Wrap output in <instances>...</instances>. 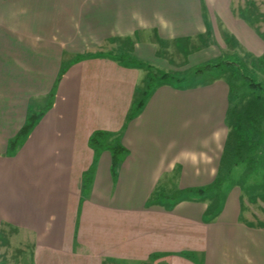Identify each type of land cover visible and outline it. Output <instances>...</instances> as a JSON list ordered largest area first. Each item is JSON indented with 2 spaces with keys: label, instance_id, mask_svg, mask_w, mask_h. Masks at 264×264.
I'll use <instances>...</instances> for the list:
<instances>
[{
  "label": "crops",
  "instance_id": "0c3cea01",
  "mask_svg": "<svg viewBox=\"0 0 264 264\" xmlns=\"http://www.w3.org/2000/svg\"><path fill=\"white\" fill-rule=\"evenodd\" d=\"M241 3L0 0V233L27 236L33 264H264V225L240 221V191L208 223L206 201L177 200L216 178L231 107L224 77L161 84L126 121L144 74L107 55L124 40L145 63L217 29L260 55L264 0ZM194 52L187 57L197 64L219 57ZM44 108L8 154L26 118ZM97 131L118 135L126 150L115 175L108 150L89 146ZM157 196L166 202L147 205Z\"/></svg>",
  "mask_w": 264,
  "mask_h": 264
},
{
  "label": "rangeland",
  "instance_id": "374dc122",
  "mask_svg": "<svg viewBox=\"0 0 264 264\" xmlns=\"http://www.w3.org/2000/svg\"><path fill=\"white\" fill-rule=\"evenodd\" d=\"M241 2L242 0H240V3ZM259 9L263 11L264 6H260ZM242 17L246 16L242 14ZM261 31L264 34V24ZM214 37L215 38H205V40L200 41L196 40L193 43L194 45H187L186 43L181 42L178 44L177 49L173 43L168 44L170 45L169 49L172 51H169L167 48V54H164L163 49L159 48V52L155 58L157 61H162V68L158 66V64H155V58L143 59V61L154 65L152 68L158 73L170 74L172 77L171 83L179 86H194L206 83L214 77L227 76L222 75V69H205V66L222 62H230L233 67L239 70L238 74L249 79L250 82L259 84L264 88V45L260 55L252 56L248 55L242 47L233 41L230 43L228 40L223 38L222 32L218 29L215 31ZM208 45L210 46L209 48L206 47ZM114 46H110V48L116 49L117 47H121V49L112 50V53L107 54L108 56L115 58L122 64L132 65V63H135V60L130 57L131 55H129L128 50L126 49V47L129 46L126 41H117ZM209 49L219 52V57H215V59L207 60L198 64L192 60L193 56L187 57V53L189 51L193 52L197 50L198 54H196L197 52H194V56H201L206 54L205 51H208ZM176 50L183 51L185 53L181 54ZM142 74L145 76L146 71L142 70ZM240 75L235 76L234 73L231 78L237 85V89L233 90L234 102L239 100V98L235 99V96H240L241 91H244V93L249 92L248 88L245 87L243 83V79L238 78ZM245 82H248V80ZM160 83L163 82H161L158 77H152L149 87L155 88V86H158ZM262 129H264V124ZM257 167L260 168H258L259 174L256 175V178L252 177L254 176V174H252L253 172H251V169L253 168L252 166L249 170L245 165H239L233 168L227 181L222 185L220 192L223 199L231 192L235 193L240 191V202L242 205L240 211V221L246 225L260 227L261 225H264V166L262 165ZM166 188H169V185L163 181L158 189L166 190ZM222 199H219V201L222 202ZM32 253L33 246L31 241L28 240L27 236L25 237L24 234L21 235L17 231L10 229H4L2 233H0V264H33Z\"/></svg>",
  "mask_w": 264,
  "mask_h": 264
},
{
  "label": "trees",
  "instance_id": "16d2710c",
  "mask_svg": "<svg viewBox=\"0 0 264 264\" xmlns=\"http://www.w3.org/2000/svg\"><path fill=\"white\" fill-rule=\"evenodd\" d=\"M130 57L135 60V63H132V65H123L146 71V75L135 89L132 105L127 114L126 121L131 120L140 112L148 97L159 85H174L171 83L172 77L170 74L158 73L156 70H153L149 64L133 56ZM205 69H222V75H227L224 76V79L230 90L229 97L230 104H232L226 120L229 129L228 135L223 147L220 166L214 181L205 188L182 192L177 200L206 201L207 206L203 216V222L208 223L214 220L221 211L223 199L220 191L222 185L227 181L231 170L244 164L248 170L252 166L253 168L251 170L254 171V173H259L258 168L260 167L257 166H264V129H262L264 124V88L259 84L250 82L249 79L238 74L239 70L233 67L230 62L206 65ZM234 73L235 76L240 75L238 78L243 79V83L249 91L248 93L241 91L240 96L236 95L235 99L239 98L237 102H234L233 99V90L237 89V85L234 83L233 79H231ZM152 77H158L163 83L155 86V88H150L149 83ZM246 80H248V82H245ZM175 86L179 87V85ZM49 106L50 104L46 107ZM45 109L46 108L41 110L38 114H31L26 118L23 128L9 143L8 154H15L17 147L28 137L32 129L44 115ZM88 143L93 151L102 149L108 150L111 157V170L115 175V171L126 153V150L120 145L119 136L97 131L90 136ZM164 197L157 196L150 200L147 205L153 203L163 204L166 202ZM219 199H222V202H220ZM171 200L169 201L174 203V201Z\"/></svg>",
  "mask_w": 264,
  "mask_h": 264
}]
</instances>
